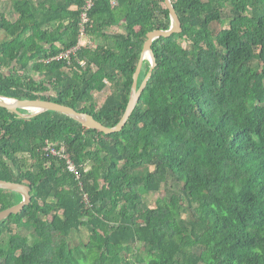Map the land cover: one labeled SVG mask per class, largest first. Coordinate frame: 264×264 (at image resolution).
I'll return each mask as SVG.
<instances>
[{
  "label": "trees",
  "instance_id": "trees-1",
  "mask_svg": "<svg viewBox=\"0 0 264 264\" xmlns=\"http://www.w3.org/2000/svg\"><path fill=\"white\" fill-rule=\"evenodd\" d=\"M116 1L96 0L91 13L89 35L104 44L70 60L85 0H11L17 17L0 15V97L58 103L116 127L148 34L171 27L166 0ZM172 5L183 31L154 42L157 68L121 131L0 107V180L33 197L0 223V264H264V0ZM151 70L145 61L138 88ZM48 140L78 174L45 150ZM164 188L153 207L147 196ZM22 201L0 189V212ZM84 229L88 241L76 245Z\"/></svg>",
  "mask_w": 264,
  "mask_h": 264
},
{
  "label": "water",
  "instance_id": "water-1",
  "mask_svg": "<svg viewBox=\"0 0 264 264\" xmlns=\"http://www.w3.org/2000/svg\"><path fill=\"white\" fill-rule=\"evenodd\" d=\"M166 4L168 9L170 10V30H158L148 34L147 41L144 44V49L141 55L139 66L137 68L136 74L134 75V82L127 110L120 123L116 127H106L104 124L96 120L91 114L82 113L71 107L49 101L17 100L6 97H0V107L15 113L19 117L29 120L38 117V115L44 112H57L75 119L76 121L82 123L88 128L98 129L107 134L121 131L123 127L126 126L129 118L131 117L133 111L135 110V107L139 102L142 92L144 91L147 83L150 82V80L153 78L154 72L157 68V61L153 51L154 42L162 37H171L173 34H179L183 31L180 18L172 5V0H166ZM145 61L150 62L152 64V70L150 74H148L142 85L138 88V80L141 75ZM20 110H28L31 111V113L23 114L20 112ZM0 189L13 191L23 197V201L18 205L0 212V223L8 219L11 215H17L21 213L26 207L32 204V189L28 185L0 180Z\"/></svg>",
  "mask_w": 264,
  "mask_h": 264
},
{
  "label": "built area",
  "instance_id": "built-area-1",
  "mask_svg": "<svg viewBox=\"0 0 264 264\" xmlns=\"http://www.w3.org/2000/svg\"><path fill=\"white\" fill-rule=\"evenodd\" d=\"M110 1L113 5L117 4L116 0H110ZM95 5H96V0H85L81 10V37H80L79 47L77 49L68 52L65 56H63L64 58L71 60L73 56L77 55L80 49L88 47V45H86V43L84 42V39L88 38V42H89V38H90L89 27L92 23L91 13L94 10ZM82 65L85 66L86 64L82 63ZM56 147L57 145L53 144V142H50V140H48L47 148L45 150L49 151L51 154L55 156H59L61 159L68 160V165L71 172L78 174L79 170L76 168L74 163L70 160L69 156L66 154L65 148L58 149ZM85 201L87 203H90V198L88 195L85 196Z\"/></svg>",
  "mask_w": 264,
  "mask_h": 264
},
{
  "label": "rangeland",
  "instance_id": "rangeland-1",
  "mask_svg": "<svg viewBox=\"0 0 264 264\" xmlns=\"http://www.w3.org/2000/svg\"><path fill=\"white\" fill-rule=\"evenodd\" d=\"M9 9H11V0H0V11H2V10L8 11ZM226 26H227L226 22H225V24L218 23V24H216L215 29L218 32L219 30L225 28ZM1 37L2 36H1V33H0V40H1ZM3 37H4V35H3ZM84 42L86 43V45H91L93 50L97 49L96 45H94V47H93V45L88 42V38H85ZM185 45H187V44H185ZM36 77H37L38 80H40V78H41L40 76H37V75H36ZM109 92H110V89L107 88L103 93L97 94V102H98L99 105H102L104 103V99L108 96ZM165 194L166 193H165V188H164L163 192H161L158 195L147 196V201L153 207H156L158 199H160L161 197H164ZM13 227L15 228V226H13ZM15 232L16 233H21L22 235H25L27 233L26 230L18 229V228H15ZM59 234H60V232H57L55 234V240L57 242H59L60 245L62 246L64 243H66V240H64V238H62L61 235H59ZM83 234H84L83 236H81V234L76 235V240H75V244L76 245H79L82 242H87L88 241V238H89L88 230L84 229L83 230Z\"/></svg>",
  "mask_w": 264,
  "mask_h": 264
},
{
  "label": "crops",
  "instance_id": "crops-1",
  "mask_svg": "<svg viewBox=\"0 0 264 264\" xmlns=\"http://www.w3.org/2000/svg\"><path fill=\"white\" fill-rule=\"evenodd\" d=\"M0 15L5 16L8 20H13L17 17V15L12 12V9H9L8 11L2 10V11H0ZM0 33L2 36L1 37V40H2L3 39V33L2 32H0ZM107 33L110 35L114 34V33H123V30H122V28L117 27V28H113L112 30H109ZM89 43H91L93 45V47H94V45H96L97 48L101 47V45L104 44L103 39L98 35H91L89 38Z\"/></svg>",
  "mask_w": 264,
  "mask_h": 264
}]
</instances>
